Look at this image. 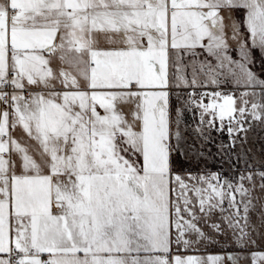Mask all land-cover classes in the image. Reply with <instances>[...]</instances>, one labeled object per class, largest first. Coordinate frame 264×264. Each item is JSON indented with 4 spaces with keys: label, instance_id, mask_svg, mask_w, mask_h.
<instances>
[{
    "label": "snow or ice",
    "instance_id": "obj_1",
    "mask_svg": "<svg viewBox=\"0 0 264 264\" xmlns=\"http://www.w3.org/2000/svg\"><path fill=\"white\" fill-rule=\"evenodd\" d=\"M256 52L264 0H0V264H239L172 247L255 244L264 170L182 175L174 156L193 105L230 149L264 124ZM172 86L193 89L175 117Z\"/></svg>",
    "mask_w": 264,
    "mask_h": 264
},
{
    "label": "rangeland",
    "instance_id": "obj_2",
    "mask_svg": "<svg viewBox=\"0 0 264 264\" xmlns=\"http://www.w3.org/2000/svg\"><path fill=\"white\" fill-rule=\"evenodd\" d=\"M241 13V12H240ZM237 16V14H236ZM240 19L243 15L238 13ZM242 31L246 30L242 26ZM254 71L264 76V58L260 56L258 52L255 53V64L253 65ZM174 69H170V76ZM186 76L190 79V69L185 70ZM219 90L224 92H234L237 97L239 96V89L233 88L231 84L223 86L218 89H214L209 86L207 89L195 88V92L199 94L201 91H212ZM169 105L170 111L175 117L176 108H185L184 101L188 99V93L192 92V88L188 87H175L172 86L170 89ZM207 103V100H205ZM239 104V101H238ZM200 122V111L194 105L191 110H184L182 117L181 128L186 130L187 143L181 146V152L183 156H174L179 163L176 165V170L182 175H186L188 172L200 173V172H218L225 177L235 178L237 174L245 169L250 168L253 171L264 170V124L259 122H253L252 127L244 137L243 141L238 138L234 148H228L227 145L230 143L229 136L227 133V121H225V128L223 131H217L215 128L207 129L205 131V137H199L195 132L196 126ZM247 126V125H246ZM216 127H219V121H216ZM195 144L196 148H190L189 145ZM203 151L201 157L198 153ZM237 156L240 160L237 161ZM244 174H247L245 171ZM256 195L264 201V193L257 190ZM239 199V196L237 195ZM259 207V204L257 205ZM220 214L217 213L214 219L219 220ZM255 218V217H253ZM213 235H216L210 229ZM262 234L255 236L256 243L250 244L246 251H258L264 250V229L261 230ZM223 249L236 245L231 243L230 235L220 236ZM191 239L195 241V236ZM227 241V242H226ZM214 244L212 242H200L193 243L190 247L184 248L174 244L172 247L173 253H179L194 258L207 261L209 256L221 255L227 257V252H216L214 251ZM236 247L240 248L238 245ZM243 249V248H240ZM251 254L245 252V254L236 253L234 257L237 258L239 264H251ZM225 264H231V262L225 260Z\"/></svg>",
    "mask_w": 264,
    "mask_h": 264
},
{
    "label": "trees",
    "instance_id": "obj_3",
    "mask_svg": "<svg viewBox=\"0 0 264 264\" xmlns=\"http://www.w3.org/2000/svg\"><path fill=\"white\" fill-rule=\"evenodd\" d=\"M239 14H241V15H244L243 14V12H238ZM238 13H237V18L239 19V20H243V17H242V19H240V17L238 16ZM204 231L205 232H208L209 234H211V235H213L212 233H211V231H210V229L209 228H207V227H205L204 228ZM213 236H216V235H213ZM216 239H217V241L218 242H216L215 244H214V251H216V252H227L228 254L230 253V254H232L233 256L236 254V253H238V254H245V252H249V253H252V252H264V250H258V251H246V250H244V249H240V248H238V247H236V245H231V247H229V248H226V249H223L224 247H223V245H222V241H221V237L220 236H216ZM174 254H179V253H174ZM179 255H181V256H184L185 257V255H183V254H179Z\"/></svg>",
    "mask_w": 264,
    "mask_h": 264
},
{
    "label": "crops",
    "instance_id": "obj_4",
    "mask_svg": "<svg viewBox=\"0 0 264 264\" xmlns=\"http://www.w3.org/2000/svg\"><path fill=\"white\" fill-rule=\"evenodd\" d=\"M17 135L19 136V135H21V133L18 131V132H17Z\"/></svg>",
    "mask_w": 264,
    "mask_h": 264
}]
</instances>
